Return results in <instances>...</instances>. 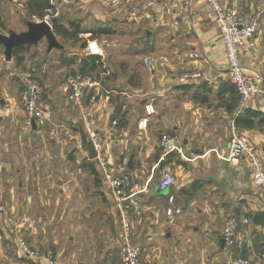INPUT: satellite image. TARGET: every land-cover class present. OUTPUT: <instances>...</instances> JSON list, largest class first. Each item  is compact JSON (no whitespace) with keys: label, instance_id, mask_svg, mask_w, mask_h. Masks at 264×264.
<instances>
[{"label":"crops","instance_id":"crops-1","mask_svg":"<svg viewBox=\"0 0 264 264\" xmlns=\"http://www.w3.org/2000/svg\"><path fill=\"white\" fill-rule=\"evenodd\" d=\"M27 2L21 6L38 18L28 12ZM221 2L261 12L256 45L244 46L241 55L248 75L264 89V0ZM51 3L52 18L67 27L79 25L78 38L56 34L64 48L48 53L47 42L40 41L34 53L25 50L21 62L15 56L13 65L0 61V264H123L116 195L97 158L88 157V131L67 95L68 77L76 73H91L97 80L87 91L85 108L107 160L130 178L132 241L141 247L142 264H204V256L211 264H229L236 254L262 264L264 225L254 224L249 215L264 210V195L247 159L231 160L229 148L236 116L245 108L264 112V92L253 94L240 110L225 43L206 0ZM117 23L136 28L124 34L127 47L121 52L108 39L118 32ZM92 54L100 64L82 71ZM27 72L44 85L45 105L52 110L36 128L25 125L20 110ZM186 73L196 75L182 81ZM149 101L154 113L143 126ZM45 128L51 164L37 162L34 140L24 141ZM237 128L249 135L264 162V124ZM163 132L181 139V148L165 160L159 145ZM165 168L175 178L167 192L159 187ZM169 193L176 195L182 213L166 214ZM232 214L250 219L239 227L233 247L223 234ZM21 241L35 254H27ZM183 251H188L185 257Z\"/></svg>","mask_w":264,"mask_h":264},{"label":"built area","instance_id":"built-area-1","mask_svg":"<svg viewBox=\"0 0 264 264\" xmlns=\"http://www.w3.org/2000/svg\"><path fill=\"white\" fill-rule=\"evenodd\" d=\"M53 1V0H50ZM64 4H72L78 0H59ZM215 15V23L218 35L223 39L226 47V57L228 60L229 78L235 85L239 93V107L242 110L253 94L264 92V89L255 82L249 75V67L242 62L241 50L244 46L254 47L256 45V32L258 28L261 12H253L237 7L224 5L221 0H206ZM53 8L48 7L44 18L47 21L52 19ZM196 73H186L180 79L184 81L189 76ZM24 89L22 91L20 104L24 113V123L27 127H32L33 122L43 124L50 119V109L45 105L42 96L45 92L44 85L27 72L23 75ZM97 83L96 78L91 73H76L68 77L66 90L70 102L76 104L80 111L84 125L88 131L90 141L94 144L99 161L106 180L112 187L117 205L119 207L122 227V241L120 244V257L123 264H142V250L139 245L132 241V221L130 217V204L128 188L130 178L128 175L119 173L117 167L110 163L103 152V145L99 139L97 131L92 127L89 111L85 108V100L88 89ZM154 113V104L149 101L145 104V116L141 119V124L146 126L149 116ZM181 139L177 134L163 132L160 137V157L165 160L167 156L175 150L181 148ZM245 157L251 169L253 180L259 185L264 195V162L249 135L236 126L233 127L232 140L229 148V158L231 160ZM175 183V178L170 168H165L159 181L160 189H171ZM4 207L0 205V211ZM168 216L182 213V207L176 203V195L168 194V203L165 207ZM248 217H241L232 214L226 221L224 227V239L227 245L236 246L238 231L242 223H249ZM264 232V227H263ZM23 250L29 254L35 253L29 249L24 241H21ZM48 257L52 261V253L48 252ZM259 259L264 264V240ZM229 264H251V259L240 254L233 255L229 259Z\"/></svg>","mask_w":264,"mask_h":264},{"label":"trees","instance_id":"trees-1","mask_svg":"<svg viewBox=\"0 0 264 264\" xmlns=\"http://www.w3.org/2000/svg\"><path fill=\"white\" fill-rule=\"evenodd\" d=\"M7 0H0V30H8L7 22L3 16V3ZM28 12L32 15L38 16V18H44V15L48 7L55 8L54 4L50 0H28L27 2ZM54 32L58 35H61L64 38L77 39L80 30L79 25L70 24V27H67L63 23L59 22L53 25ZM93 36H95L93 34ZM1 44V42H0ZM30 45H20L17 46L13 51V56H15L18 62H21L25 56V50L28 49ZM100 57L98 55H87L85 61L81 67L82 71L95 70L100 64ZM235 91L237 93L236 87ZM238 98V94H237ZM264 124V112L261 110L253 108H245L244 111L236 116L235 125L239 128H253L260 127ZM238 215V214H237ZM254 224L264 225V210L259 211L255 214L249 215Z\"/></svg>","mask_w":264,"mask_h":264},{"label":"rangeland","instance_id":"rangeland-1","mask_svg":"<svg viewBox=\"0 0 264 264\" xmlns=\"http://www.w3.org/2000/svg\"><path fill=\"white\" fill-rule=\"evenodd\" d=\"M22 1L23 0H9V1L5 2V9L3 10V16L5 17V19L7 18L6 22H7L8 28H14L15 30L19 31L20 28L26 27L25 19H33V20L38 19V18H33L31 15L27 14V12L24 10V6H21ZM23 5H24V2H23ZM68 17L71 18V17H73V15L68 14ZM8 18H9V21H8ZM69 18H68V20H69ZM118 21H119V19H118ZM116 25H117L118 32L113 36H109L108 39L111 40L112 43H117L116 46H114L116 52L125 51L127 46H126V44H124V42L126 41L124 34H128L129 32L132 33L136 28H134V26H132L130 23H128V24H118L117 23ZM0 29H1V27H0ZM0 32L8 33V30H0ZM41 42H42L43 46L46 43L45 39H42ZM33 46L34 45L29 46L30 47V51H29L30 53H34L36 51V50L33 51L35 49ZM111 49H113V48H111ZM3 51H4V46L0 44V61L1 62L3 61V59L5 60L4 55H3ZM31 51H33V52H31ZM40 54H43V50L41 51ZM13 58L14 57L12 56V59L10 60V63H12V65L14 64ZM14 70H16V69L14 68ZM26 71H28V68L26 69ZM16 74H17V70H16ZM33 76L36 77L38 80H40L37 77V75L33 74ZM10 79H13V77L10 76ZM42 100L46 104L45 99H44V94L42 96ZM20 110H21V112H23L22 106H21ZM51 112H52V110H51ZM48 128H45L46 131L43 130L39 134L25 135L24 136L25 145H28L27 142L30 139H32V141L34 140V143H32V144H34V146H35L34 150L36 149V152H37L36 153V160H37V162H39L41 164L53 163V157L48 155V149H49L50 145H52L51 140H50L51 138L49 136L50 130ZM70 143L71 142H69L68 144H70ZM67 147L70 148L71 146L67 145ZM187 253H188V251H183L181 256L185 257V255ZM209 258H211V257H209ZM204 259H205L204 264H211V262L209 260H207L205 256H204Z\"/></svg>","mask_w":264,"mask_h":264},{"label":"water","instance_id":"water-1","mask_svg":"<svg viewBox=\"0 0 264 264\" xmlns=\"http://www.w3.org/2000/svg\"><path fill=\"white\" fill-rule=\"evenodd\" d=\"M60 22L59 17H53L51 21L45 19L33 20L25 19L27 25L26 29L15 30L10 28L8 33L0 32V42L4 46L5 59L10 61L13 56V51L20 45H37L42 39L47 42V52L49 53L53 48H64V45L58 39L54 32L53 25ZM33 128H36V122H33ZM88 157L91 159L96 158L97 151L94 144L89 141L87 143ZM134 161V155L129 160V166L132 167ZM163 191H168L164 189Z\"/></svg>","mask_w":264,"mask_h":264}]
</instances>
